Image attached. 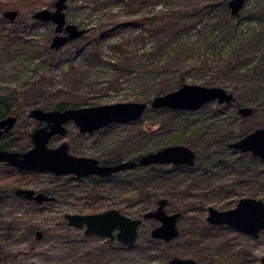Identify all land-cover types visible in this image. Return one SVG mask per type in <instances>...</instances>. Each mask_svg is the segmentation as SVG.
Listing matches in <instances>:
<instances>
[{"label":"rangeland","instance_id":"374dc122","mask_svg":"<svg viewBox=\"0 0 264 264\" xmlns=\"http://www.w3.org/2000/svg\"><path fill=\"white\" fill-rule=\"evenodd\" d=\"M55 1L0 0V34L27 44V49L17 43L0 52V97L17 102L14 112L19 119L8 137L21 140L19 148L29 149V135L37 126L28 118L30 109L50 111L60 103L81 102L86 104L83 107L150 104L155 97L179 89L181 79L183 85L223 89L233 95L237 106L213 102L181 113L148 107L140 120L111 124L92 135L80 134L70 122L64 136L48 143L54 148L65 142L70 155L100 164L134 160L170 146H183L194 153L192 167L164 166L158 178L154 167L120 172L105 181L55 178L46 172L23 176L0 167V192L10 194L23 188L54 197L40 206L15 196L0 199V264H166L174 258L197 264H260L264 231L253 239L226 226H211L205 219L209 207L221 212L235 208L243 198L264 202V162L229 147L264 128V0H246L237 18L230 15L227 5L223 9L209 3L223 0H150L141 6L139 14L148 18L169 17L172 9L177 17L186 18V14L207 8L212 18L205 22L210 31L206 42L198 32L205 19L181 35L180 43L172 48L182 46L184 60L163 76L121 69L125 61L137 63L143 53L158 51L149 24L131 36L122 30L110 33L95 51L89 45L101 28L107 31L126 20L128 10H116L108 0H66V23L85 33L57 50L50 49L54 25L32 22L30 16L38 10H54ZM7 10L17 11L20 21H4L2 13ZM221 28L223 34L218 32ZM0 44H5L2 39ZM84 45L90 47L83 51ZM229 61L236 66L233 76L226 73ZM242 107L251 108L253 114L240 117L237 111ZM139 176L145 177L146 184L137 181ZM161 199L167 200V215L180 214L179 235L170 242L151 237L159 226L154 220H145L136 242L127 246L86 236L84 228H72L65 219L66 215L108 210L137 219L144 211H155ZM36 232L42 233L40 240ZM186 234H193L194 239L188 240Z\"/></svg>","mask_w":264,"mask_h":264},{"label":"water","instance_id":"95a60500","mask_svg":"<svg viewBox=\"0 0 264 264\" xmlns=\"http://www.w3.org/2000/svg\"><path fill=\"white\" fill-rule=\"evenodd\" d=\"M246 0H230L227 6L230 15L239 16V12ZM66 0H56L54 10L42 9L33 15L34 20L54 25V33L50 49L57 50L65 44L78 39L85 31L77 26L66 23L64 11ZM17 13L6 11L4 17L13 21ZM233 101V95L220 88H207L196 85H182L176 91L155 97L150 104L143 103H118L106 106L81 107L64 110L44 111L34 108L30 117L46 125L36 128L31 135L32 148L25 153L6 152L0 150V163L27 172H46L55 177L73 176L81 179L86 177L107 178L116 173L131 170L138 165L152 166L156 164L174 166L194 165V153L183 146H170L156 152L142 155L137 162L134 160L123 161L114 165H100L92 158L75 157L69 154V146L62 143L55 148H49L48 143L56 136L66 134L65 125L72 122L80 134L92 135L95 132L111 124H125L141 119L148 107L153 110H174L193 112L203 106L216 102L219 105L229 104ZM238 115L242 118L252 114L251 108L238 109ZM15 119L9 118L0 121V138L8 133ZM229 147L240 153H250L264 162V128L256 129L239 141L231 143ZM15 195L24 200L33 201L38 205L49 203L53 198L42 193H36L30 189H18ZM167 200H158L155 211L147 212L141 219H131L120 214L116 210H108L93 215H66L67 225L82 229L85 235H95L132 246L137 239L138 228L145 220L159 222V226L151 231V237L155 240L170 242L179 235L177 220L179 213L167 215L164 208ZM206 221L211 226H226L253 239L259 237L264 231V202L251 198L241 199L235 208L227 211H217L209 207ZM41 232H36V238L40 240ZM166 264H197L191 259H171ZM260 264H264V258Z\"/></svg>","mask_w":264,"mask_h":264},{"label":"trees","instance_id":"16d2710c","mask_svg":"<svg viewBox=\"0 0 264 264\" xmlns=\"http://www.w3.org/2000/svg\"><path fill=\"white\" fill-rule=\"evenodd\" d=\"M69 1L72 2L73 0H69ZM108 1L111 5L115 6L116 10L119 9L120 11H122L126 9L128 10V13L127 15L124 16L126 20H124L123 22L122 21L116 22L115 25L110 30L104 31V29L101 28V31L99 32L100 35L96 37V39L94 40L92 39V41L89 42V45L90 46L92 45V47H94V51L98 47H101L105 43V40L107 41L106 37L108 34L119 32L120 30H122L123 32L128 31V36H131L135 33L134 31L143 29L148 24L150 25L149 31H150L152 39H154L156 41V44L159 45L158 51L155 54H153V52L143 53L140 58L141 60H138L137 63L135 62L130 63V62L125 61V66L121 68L123 70L127 69V71H129L131 69H135L137 70L138 73L144 72L147 75L157 74V75L163 76L171 68L180 67L181 61L184 60V54L186 53V50H183L182 46H176L175 48H172V47L180 43L179 41L180 37L184 32L195 30V27H196L195 22H198L200 19H205L204 22L202 23V27L198 28L199 35L202 38H205V40H202V42H206L207 40L210 39V34H209L210 31H209L208 26H206L207 24H205L207 20L208 21L212 20V18L210 17V12L209 10H207L208 8L204 10L201 9V11L199 10V12L197 13L186 14L185 15L186 18L182 16L177 17L179 14H173V9L171 10L172 11L171 15H169L168 13L169 17L164 15V17L160 16L159 18L158 17L148 18L147 16H142L139 13L141 10L140 9L141 6L145 7V4L148 3L150 0H108ZM209 3H211L214 7H223L224 9V7H226L228 2L227 0H223L222 2H218L217 4H214L215 2H212V1H209ZM130 6L133 7L132 9L134 10L129 9ZM173 15H175L177 19H175ZM136 17H139V18H136ZM174 21L177 23H174ZM193 22L195 23V25H191ZM146 31L147 30H145L143 33H145ZM218 32L220 34H223L222 28L218 30ZM8 36L10 35L2 34V33L0 34V40L2 39L3 42L5 43L4 45L0 44V52H5L7 51V49L16 47L17 43L23 44V46H21L23 48H24V45L27 46V44L23 42H18L17 40L15 39L12 40L11 38L9 39ZM84 39L85 38H82V41H85ZM90 46L84 45L82 47V50L84 51L86 48ZM24 49H27V48H24ZM121 51L122 50H120V52ZM153 58H154V61H152ZM231 65H232V68H229ZM227 67L228 68L226 70V73L229 72V75H232L233 74L232 70L235 69L236 66L233 65V62L229 61L227 64ZM115 70L117 71L118 69L116 68ZM182 83H183V80L181 79V81L177 84V86L181 87L183 85ZM8 102H11V98L0 97V116L9 111V107L11 106L8 104ZM231 104H234L237 106V104L234 103V100H233V103ZM83 106H86L85 102L74 103L72 105L60 103L55 107V110L74 109V108H79V107L81 108ZM162 111H168V110L163 109ZM181 112L182 111H179V113ZM5 139L11 140L8 137V135L5 136ZM117 162H120V161H117ZM117 162H114V163H117ZM114 163H106L105 165L114 164ZM0 167L4 169V166L0 165ZM180 168L181 167H173V169H180ZM153 169L156 170V171L152 170V172L155 174L157 178H158L159 173H163L161 172L163 170L162 167H156ZM16 173L17 175H23V176L34 174L33 172L31 173L16 172ZM114 176L107 177V179L106 178L101 179L98 177H86V178H81V179H78V178H75V179L76 181H82V180H87V179H92L93 181H105V180L111 179ZM55 178H58V177H55ZM137 181L139 183L143 182L144 184H146L145 177L139 176V178H137ZM140 192H141V195L143 196L147 194L146 192H143V191H140ZM19 200L24 202V200L22 199H19ZM145 213L147 212L145 211L142 212L139 218H142L143 214ZM186 235H187L188 240L194 239V237L192 236L193 234H186ZM180 236H183V233ZM19 257L20 256H17L14 258H19Z\"/></svg>","mask_w":264,"mask_h":264},{"label":"flooded vegetation","instance_id":"af4514ba","mask_svg":"<svg viewBox=\"0 0 264 264\" xmlns=\"http://www.w3.org/2000/svg\"><path fill=\"white\" fill-rule=\"evenodd\" d=\"M7 11H12V10H7ZM39 11V10H38ZM6 12V11H5ZM4 12V13H5ZM16 13H17V15H16V17H15V19L13 20V21H9V20H7L5 17H4V13H2V18H3V20L4 21H8L10 24H12V23H15V22H18V21H20V19L18 20V18H19V13L17 12V11H15ZM37 11H35L31 16H30V20L32 21V22H35V23H45V22H41V21H38V20H34L33 19V15L36 13ZM55 36V35H54ZM7 98H9V97H7ZM8 104L11 106V107H9V111L8 112H6L5 114H3V115H1L0 116V121H5V120H7V119H9V118H14L15 119V122H14V125H13V127L12 128H14V126L17 124V122H18V119H19V116L14 112V110H16V105H17V102L16 101H14V100H11V102H8ZM33 109H30V111L28 112V118L29 119H31V120H34L32 117H30V112L32 111ZM252 114H253V112H252ZM251 114V115H252ZM250 115V116H251ZM250 116H248V117H250ZM248 117H244V118H248ZM35 122H37V126H36V128H38V127H42V126H44V125H46L44 122H39V121H36V120H34ZM72 123V122H71ZM67 125V124H66ZM66 125H65V127H66ZM35 128V129H36ZM34 129V130H35ZM33 130V131H34ZM32 131V132H33ZM32 132H31V134L29 135V141H30V143H31V146L29 147V149H31L32 148V141H31V135H32ZM67 132V131H66ZM78 132H79V130H78ZM10 133V131L8 132V133H5L4 135H2L1 136V138H0V150L1 151H6V152H16V153H25V152H27L29 149H24V148H19L18 147V145H20V142L19 141H21V140H17V139H11V140H8V139H5V136L6 135H8ZM83 135H86V134H83ZM56 137H61V136H56ZM62 143H64V142H61L60 144H62ZM59 144V145H60ZM58 145V146H59ZM16 146H17V148H16ZM57 147V146H56ZM55 148V147H54ZM70 154V153H69ZM140 157V156H139ZM138 157V158H139ZM138 158H136V159H134V161H136L137 162V160H138ZM120 162H123V161H120ZM120 162H117V163H120ZM117 163H114V164H117ZM100 164V163H99ZM114 164H108V165H114ZM0 165L1 166H4V168H9L10 169V171H13L14 173H16V172H22V173H31V172H27V171H18L17 169H15V168H12V167H9V166H6L5 165V163H0ZM100 165H105V164H100ZM164 166H172V167H183L184 165H180V166H174V165H172V164H169V165H161V164H156V165H152V166H141V165H138L137 167H135V168H138V167H154V168H156V167H164ZM184 167H186V166H184ZM189 167V166H188ZM135 168H133V169H135ZM133 169H131V170H133ZM128 171V170H127ZM124 172V171H123ZM33 173H37V172H33ZM120 173V172H119ZM17 174V173H16ZM50 174V173H49ZM117 174V173H116ZM113 176V175H112ZM18 189H23V188H17V189H15V190H13L12 192H10V194H9V192H0V198L2 199V200H4V199H8V198H11V196H15L16 198H18V199H22V200H24L23 198H19V197H17L16 195H15V191L16 190H18ZM31 190V189H30ZM34 191V190H33ZM34 192H36V191H34ZM36 193H42V194H44V195H47V196H49L47 193H44V192H36ZM50 197H52V196H50ZM53 198V200H54V197H52ZM24 201H26V200H24ZM26 202H30V203H33V204H35L36 206H40V205H46V204H48V203H43V204H40V205H38L37 203H35V202H33V201H26ZM52 202V201H51ZM50 203V202H49ZM167 206V205H166ZM157 207H158V201H157ZM157 209V208H156ZM155 209V210H156ZM208 210V209H207ZM207 217V216H206ZM137 219H140V218H137ZM180 219V218H179ZM178 219V220H179ZM178 220H177V222H178ZM206 220V219H205ZM144 222V221H143ZM142 222V223H143ZM207 222V221H206ZM142 225V224H141ZM140 225V226H141ZM140 226H139V228H140ZM84 228V227H83ZM139 228H138V230H139ZM84 230H85V228H84ZM137 235H138V233H137ZM86 236H88V235H86Z\"/></svg>","mask_w":264,"mask_h":264}]
</instances>
